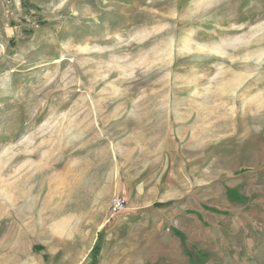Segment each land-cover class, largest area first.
Segmentation results:
<instances>
[{
    "label": "rangeland",
    "instance_id": "obj_1",
    "mask_svg": "<svg viewBox=\"0 0 264 264\" xmlns=\"http://www.w3.org/2000/svg\"><path fill=\"white\" fill-rule=\"evenodd\" d=\"M0 264H264V0H0Z\"/></svg>",
    "mask_w": 264,
    "mask_h": 264
},
{
    "label": "built area",
    "instance_id": "obj_2",
    "mask_svg": "<svg viewBox=\"0 0 264 264\" xmlns=\"http://www.w3.org/2000/svg\"><path fill=\"white\" fill-rule=\"evenodd\" d=\"M124 203L121 200H116L113 203L112 211L114 214H117L123 210Z\"/></svg>",
    "mask_w": 264,
    "mask_h": 264
}]
</instances>
